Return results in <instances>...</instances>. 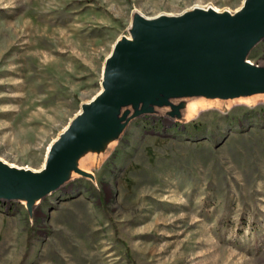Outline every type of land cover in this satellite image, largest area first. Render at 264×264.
Returning <instances> with one entry per match:
<instances>
[{"label":"rangeland","instance_id":"rangeland-1","mask_svg":"<svg viewBox=\"0 0 264 264\" xmlns=\"http://www.w3.org/2000/svg\"><path fill=\"white\" fill-rule=\"evenodd\" d=\"M243 1L0 0V161L41 171L142 20ZM0 264H264V94L143 82L54 190L0 188Z\"/></svg>","mask_w":264,"mask_h":264},{"label":"water","instance_id":"water-1","mask_svg":"<svg viewBox=\"0 0 264 264\" xmlns=\"http://www.w3.org/2000/svg\"><path fill=\"white\" fill-rule=\"evenodd\" d=\"M263 35L264 0H247L233 18L195 11L165 24L142 20L134 33L138 44L123 40L106 60L103 94L84 105L60 135L44 172L32 174L0 162V188L20 192L29 201L54 190L74 168L77 156L145 81L157 83L161 91L167 88L164 93L183 90L212 99L264 94V69L245 59L251 43ZM151 70L155 77L148 80Z\"/></svg>","mask_w":264,"mask_h":264},{"label":"bare ground","instance_id":"bare-ground-1","mask_svg":"<svg viewBox=\"0 0 264 264\" xmlns=\"http://www.w3.org/2000/svg\"><path fill=\"white\" fill-rule=\"evenodd\" d=\"M246 2H247V0H244L243 1V4H242V6H241V8L239 9V10H237L236 12H234V13H232V14H229V13H219V12H216L215 10H209V11H206V10H201V9H197V11H198V13H200V14H207L208 12H213L215 15H217V16H227V17H229V18H233V17H235V16H237L241 11H242V9H243V7L245 6V4H246ZM192 13H184V14H182V15H180V16H176V17H162V16H158V17H155V18H152V19H150V20H147V19H145L144 21L145 22H147V23H159V24H165L167 21H169V20H172V19H179V18H184V17H187V16H189V15H191ZM123 41V40H122ZM122 41H119L115 46H114V50L117 48V46L122 42ZM127 42H129V43H131V44H133V45H137L138 44V42H136V41H132V40H126ZM113 54V53H112ZM246 64H248V65H250V66H252V64L250 63V62H248V61H246ZM154 72H155V70H151V71H149L147 74H148V77H146V78H148V80H153V78L155 77L154 76ZM146 80V79H145ZM102 84V89H101V91L99 92V94L93 99V100H91L89 103H87L86 105H90L92 102H94L99 96H101L102 94H103V92H104V87H103V82L101 83ZM150 85V84H149ZM147 86V85H146ZM177 89H179V88H181L182 87V85L181 84H178L177 86H175ZM163 91L164 92H167V88H164L163 89ZM82 114V111L79 113V115H81ZM69 127V126H68ZM68 127L64 130V132L61 134V136L67 131V129H68ZM59 138H60V136L56 139V141L54 142V144H52L51 145V147L49 148V150H48V153H47V155H46V159H45V161H44V165H43V168L41 169V171H39V172H31V171H29V170H27L26 172H30V173H32V174H41L42 172H44V170L46 169V165H47V159H48V156H49V154H50V152H51V150H52V148H53V146L56 144V142L59 140ZM1 163H3V164H5L4 162H2V161H0ZM5 165H7V164H5ZM9 166V165H8ZM10 167V166H9ZM11 168H13V167H11ZM15 169V168H14Z\"/></svg>","mask_w":264,"mask_h":264}]
</instances>
